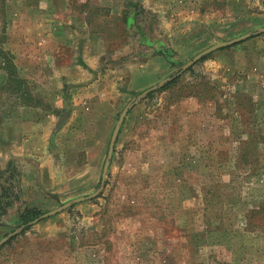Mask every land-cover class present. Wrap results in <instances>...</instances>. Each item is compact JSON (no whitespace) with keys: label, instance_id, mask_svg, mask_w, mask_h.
<instances>
[{"label":"rangeland","instance_id":"374dc122","mask_svg":"<svg viewBox=\"0 0 264 264\" xmlns=\"http://www.w3.org/2000/svg\"><path fill=\"white\" fill-rule=\"evenodd\" d=\"M262 27L264 0H0V264H264Z\"/></svg>","mask_w":264,"mask_h":264},{"label":"water","instance_id":"95a60500","mask_svg":"<svg viewBox=\"0 0 264 264\" xmlns=\"http://www.w3.org/2000/svg\"><path fill=\"white\" fill-rule=\"evenodd\" d=\"M258 32H264V27L262 28H259L258 29ZM248 36H250V33H245V34H242L238 37H235L233 39H230V40H225V41H221V42H218L202 51H200L199 53H197L191 60H189L188 62H186L184 65H183V68L182 69H185L187 68L189 65H191L193 62L197 61L198 59H200L201 57H203L205 54L209 53L210 51L212 50H215L219 47H222V46H227V45H230V44H233L235 42H239L245 38H247ZM168 79H170V77H167L163 80L162 83H160L159 85L163 84L164 82H166ZM157 85H154V86H151L150 88L146 89L144 91V93H146L148 90L150 89H154L156 88ZM133 104V102H130L124 109L123 111L121 112L119 118H118V121L114 127V130H113V133L111 135V139H110V143H109V148H108V152H107V158L105 160V163H104V167H103V172H102V183H103V180L106 176V172L108 170V166H109V160L112 156V152H113V149H114V144L116 142V138H117V135H118V132H119V129H120V125H121V122L124 120L125 118V115L126 113L128 112V109L129 107ZM65 116V115H64ZM63 116V117H64ZM100 189L96 190L94 193L88 195V196H80L78 198H75L74 200L75 201H80V200H83L85 199L86 197H93L95 196L98 192H99ZM71 202L68 201V202H65L64 204H62L60 207L58 208H55L53 210H50V211H47L43 214H41L39 217H37L34 221L36 220H39L40 218H43V217H46V216H49L51 214H54L56 213L57 211L65 208L66 206H68ZM18 230H14L12 232H10L9 234H7L6 236H4L3 238L0 239V245L3 244L10 236H12L13 234H15Z\"/></svg>","mask_w":264,"mask_h":264},{"label":"trees","instance_id":"16d2710c","mask_svg":"<svg viewBox=\"0 0 264 264\" xmlns=\"http://www.w3.org/2000/svg\"><path fill=\"white\" fill-rule=\"evenodd\" d=\"M160 54H162L164 57H166L169 60L167 52H163ZM2 61H4V62H2ZM2 61H0V66H1V64L6 63L5 60H2ZM169 61L171 64H176V62H174L173 60H169ZM6 70L8 73L7 80L8 81L13 80V77L11 76V70H8V68H6ZM168 82H170V81H166L164 83V85ZM9 205H10V200H9V195L6 191V188L0 187V216L5 212L6 208ZM42 213H43V211L38 209V208H35V207L28 208L25 211H23V213L20 215V217H19L20 219L14 225V227L15 228L18 227L19 229H21V231H24L25 229L29 228L31 222L34 221L37 217H39Z\"/></svg>","mask_w":264,"mask_h":264},{"label":"crops","instance_id":"0c3cea01","mask_svg":"<svg viewBox=\"0 0 264 264\" xmlns=\"http://www.w3.org/2000/svg\"><path fill=\"white\" fill-rule=\"evenodd\" d=\"M0 149H1V148H0ZM1 153H2V152H1V150H0V155H1Z\"/></svg>","mask_w":264,"mask_h":264}]
</instances>
